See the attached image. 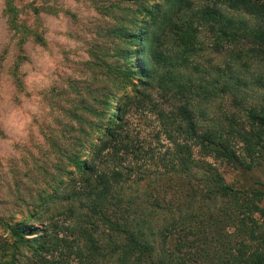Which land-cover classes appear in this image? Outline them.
<instances>
[{"label":"trees","instance_id":"trees-1","mask_svg":"<svg viewBox=\"0 0 264 264\" xmlns=\"http://www.w3.org/2000/svg\"><path fill=\"white\" fill-rule=\"evenodd\" d=\"M164 5L170 6L169 15L163 14ZM116 8L120 10L115 20L117 26L108 31L117 38V41L113 39L117 47L114 57L120 53L131 57L136 49H129L132 41L138 46V39H144L141 48L145 54V73L100 61L98 72L102 87L98 93L101 101L95 100L97 95L94 96L98 103L96 106L83 100L81 113L72 115L70 125H67L74 133L69 135L71 139L66 148L50 138L52 145L59 150L55 165L50 166L51 171L45 170L48 183L50 181L54 186L44 189V194L39 197L38 209L30 212L28 220L34 219L40 208L48 211L51 204L62 197L68 201L65 212L70 213L71 218L75 217L77 222L63 228L47 224L41 228V235L37 238L26 237L35 228L26 221L17 222L12 227L16 243L33 249L28 264H95L96 251L101 249V245H98L94 234L100 233L102 227L113 231L114 237L124 238V242L115 247L119 254L118 264H204L194 261L200 257L196 252H184L183 249L193 247L201 237V241L210 238L205 228L199 225L189 228V233L196 235V239L189 240L183 235L175 247L169 249L167 257L155 256V248L143 226L138 223L131 227L124 219V214L132 212L130 207L134 203L127 202L123 207L121 196L126 183L137 170L130 165L123 167V162L128 156L142 159L146 156L144 154L149 153L146 149L151 147L146 148L140 143L138 135L133 134V120L122 110L125 99H129V111L136 104L138 112L155 113L160 131L156 134L158 143L162 133L171 143L172 152L169 154L172 157L164 162L168 171L176 168L179 173H184L191 166L197 167L198 172L201 171L200 179L209 187V197L229 198L223 209L227 221L234 223L227 226L234 227L235 231L226 233L227 245L211 264H264V190L255 187L235 189L226 182L218 167L205 159L220 158L232 164L243 163L246 157L254 160L255 154L264 146V105L247 107L242 122L234 116H226L228 126L223 123L202 126L199 119L205 112L198 110L200 100L216 93L217 84L225 71L218 61L202 64L198 57L206 49L214 53L227 48L235 50L227 69L232 76L244 73L242 65L249 67L244 62L246 57L254 64L264 62V0H123ZM160 20L163 26L157 35L151 29H155ZM127 21L139 31L140 25L145 26L141 33L134 31H137L135 40L128 37ZM167 37L174 42L175 48L171 52L166 49ZM152 61L157 65H152ZM132 74L138 75L140 82L133 83L135 86L130 92L125 87L116 88L114 80L128 83ZM197 74L204 76L205 82L200 85L194 80ZM213 74L215 78L212 80ZM70 82L72 89L76 84L73 80ZM222 86L223 90L228 89L227 84ZM109 87L116 88L115 97L121 93L114 115L110 114L109 106L116 98H112L114 91ZM85 89L88 98H92L95 92L88 87ZM155 89L162 102L154 98L151 90ZM130 93L134 95L130 96ZM103 104L107 106L106 112L99 108ZM237 143L242 144L243 153L237 150ZM194 147L198 148L203 160L194 159ZM151 151L152 156L156 155L155 148L151 147ZM169 161L172 163L169 164ZM252 165L253 162L247 166L250 168ZM204 197L207 198L206 192ZM195 216L193 209L185 214L192 224ZM216 223L211 222L212 225ZM221 230L225 233L227 229ZM61 231L66 236H60ZM84 242L90 246L87 247Z\"/></svg>","mask_w":264,"mask_h":264},{"label":"rangeland","instance_id":"rangeland-1","mask_svg":"<svg viewBox=\"0 0 264 264\" xmlns=\"http://www.w3.org/2000/svg\"><path fill=\"white\" fill-rule=\"evenodd\" d=\"M121 1L0 0V264H28L33 254L29 245L20 247L16 243L12 227L17 222L26 221L35 228L33 233L26 235L27 238L39 237L41 228L47 224L63 228L77 222L75 217L71 218L70 213L65 212L68 201L62 197H58L48 211L44 207L40 208L34 219L28 218L31 211L38 209L39 197L44 194V189L54 186L52 182L48 183L49 177L45 172L46 169L51 171L50 166L55 165L59 157V150L52 145L51 139L66 148L71 139L69 135L74 133L67 125H70L72 115L81 113L83 100L94 106L98 105L95 100L101 101L98 93L102 87L98 72L101 62L145 73V54L141 48L144 39H138V46L135 41L129 46V49L136 48L134 57L126 56V53L114 57L117 47L113 39L117 41V38L108 31L117 26L115 20L120 10L116 6ZM163 9V14L169 15L170 6L164 5ZM125 26L131 40L136 39L137 31L141 33L145 30V26L140 25L139 31L129 21ZM155 26L151 30L158 35L163 22L160 20ZM165 42L167 51L174 50V42L170 37ZM233 51L227 48L214 53L206 49L198 57L203 65L207 61H218L225 70L217 84L216 93L200 100L198 110L203 109L205 114L199 120L204 127L222 123L228 126L226 116H234L242 122L247 107L264 105V62L254 64L246 57L244 62L249 65V69L240 65L244 73L238 74L239 77L232 76L227 69L229 60L234 58ZM152 65L157 63L152 61ZM216 74L220 75L218 72ZM121 75H124L123 72ZM203 77V74L195 75V83L200 85L205 82ZM214 78L215 74L211 79ZM72 80L76 86L70 89ZM127 82L114 80L116 88L125 87L129 92L140 80L138 75L132 74ZM223 84H227L228 89L223 90ZM86 87L95 92L92 98H88ZM116 88L110 89L114 91L112 98L116 95ZM151 92L156 100L162 102L156 89ZM120 94L115 97V101H118ZM133 95L130 93V96ZM115 101L109 106L111 115H114ZM137 106L135 104L129 111L130 102L125 99L122 110L133 120L131 129L134 135H138L140 143L146 148H155L157 153L152 156L149 147L146 149L149 153L144 154L146 156L142 159L128 156L123 162V167L130 165L139 171V174L135 172L123 189L120 204L124 207L127 202L134 203L130 207L132 212L124 214V219L131 227L138 223L143 226L149 235V242L155 248V256L165 257L183 235L188 236L189 240L196 239L197 236L188 230L199 225L206 229L210 238L201 241V237L193 247L183 251L196 252L197 257H200L194 261L214 263L216 256L227 245L226 233L235 231L234 227L227 226L234 223L227 221L223 209L229 198L209 197V187L200 179L201 171L198 172L197 167L191 166L184 173H179L176 168L168 171L164 162L172 157L169 154L172 152L171 143L163 133L158 143L156 134L160 131L155 113L138 112L139 109L135 110ZM99 108L106 112L107 106L103 104ZM241 145L237 143L236 147L243 153ZM193 150L195 160L204 159L198 148L194 147ZM255 155L254 160L246 157L243 163L233 164L220 158L205 159L212 161L226 182L235 189L255 187L264 190V146ZM251 162L253 165L248 168ZM205 192L207 198L204 197ZM190 209L196 215L193 224L191 219L185 218ZM256 216L259 217L258 214ZM211 222H217V225ZM221 228L227 229L226 232L223 233ZM94 235L98 245H101V249L96 251L95 264H118L119 254L115 247L123 243L124 238L114 237L108 227H102L100 233ZM60 236H66L65 232L61 231ZM84 245L90 246L86 242Z\"/></svg>","mask_w":264,"mask_h":264},{"label":"bare ground","instance_id":"bare-ground-1","mask_svg":"<svg viewBox=\"0 0 264 264\" xmlns=\"http://www.w3.org/2000/svg\"><path fill=\"white\" fill-rule=\"evenodd\" d=\"M116 107H117V101H115L114 103V111L116 110Z\"/></svg>","mask_w":264,"mask_h":264}]
</instances>
